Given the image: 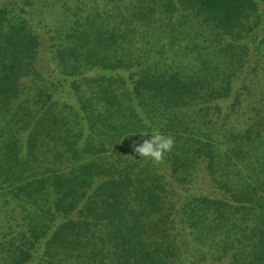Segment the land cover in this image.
Here are the masks:
<instances>
[{
    "label": "trees",
    "instance_id": "obj_1",
    "mask_svg": "<svg viewBox=\"0 0 264 264\" xmlns=\"http://www.w3.org/2000/svg\"><path fill=\"white\" fill-rule=\"evenodd\" d=\"M0 264H264V0H0Z\"/></svg>",
    "mask_w": 264,
    "mask_h": 264
},
{
    "label": "clouds",
    "instance_id": "obj_2",
    "mask_svg": "<svg viewBox=\"0 0 264 264\" xmlns=\"http://www.w3.org/2000/svg\"><path fill=\"white\" fill-rule=\"evenodd\" d=\"M174 143L173 137L153 132L149 139L143 140L142 143H135L134 150L142 159H151L159 163L167 153L173 150Z\"/></svg>",
    "mask_w": 264,
    "mask_h": 264
},
{
    "label": "rangeland",
    "instance_id": "obj_3",
    "mask_svg": "<svg viewBox=\"0 0 264 264\" xmlns=\"http://www.w3.org/2000/svg\"><path fill=\"white\" fill-rule=\"evenodd\" d=\"M254 61H255V62H254V65L257 64V58H256V57L254 58ZM257 73H258V71L255 72V74H257ZM255 74L253 73V75H252V79H253V80H256V75H255Z\"/></svg>",
    "mask_w": 264,
    "mask_h": 264
}]
</instances>
